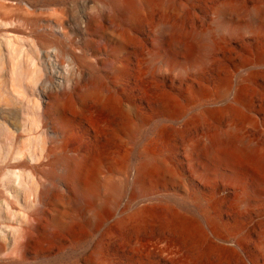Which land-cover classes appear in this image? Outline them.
I'll return each mask as SVG.
<instances>
[{"label":"rangeland","instance_id":"374dc122","mask_svg":"<svg viewBox=\"0 0 264 264\" xmlns=\"http://www.w3.org/2000/svg\"><path fill=\"white\" fill-rule=\"evenodd\" d=\"M123 1L0 0V259L264 264V0Z\"/></svg>","mask_w":264,"mask_h":264},{"label":"bare ground","instance_id":"6f19581e","mask_svg":"<svg viewBox=\"0 0 264 264\" xmlns=\"http://www.w3.org/2000/svg\"><path fill=\"white\" fill-rule=\"evenodd\" d=\"M9 3L11 4V6L12 5L13 6L14 5L15 6L17 5L18 6V9L19 10H22V12L25 11L26 14H29L30 15V14H33L34 13V10H33L32 7H35V5H32V6L26 5V6L29 7V11H30L29 12L27 9L26 10L25 9L23 10L22 7L20 6V4L17 1H9ZM116 5L120 9L121 14L122 15H126L131 10V8L133 6V2L132 1H129V0H125L123 2H117ZM3 7L6 8L5 5H3V4L0 3V8H3ZM94 23H96V20H94ZM91 26H92V24H91ZM196 48L198 50H200V46L196 45ZM193 51H195L194 48H193ZM190 52H192L191 49H190ZM91 87L92 88H95V89H99V90L103 89V88H100V87H96V84L94 86H91ZM64 98H66V95H54L52 97L53 101L56 104H58V105L61 104L63 101H65ZM227 145H233V146L236 145V146H238L240 153L243 154L244 157H247L248 159L249 158L250 159H255L257 161V164L258 165L264 167V155L258 154L257 153V150L254 147H252L250 145H247V144L241 143L239 135L234 134V135H232V136L224 139V141L222 142V146H227ZM67 177H68L69 183L70 182H73V175H72V172L71 171H69V173L67 174ZM81 191L87 192L89 190L88 189H84V190L81 189ZM54 197H55V199L60 200V201L66 199V196L62 195L60 192H56L55 195H54ZM69 228H70V226L68 225L67 226V229H69ZM34 234H35V232H31V233L29 232L28 233V235H27V245H30L32 243H35L36 245L42 247L44 245V242H45L44 238L39 239V240H36L35 237H34ZM4 248L5 247L0 243V253L2 251H4ZM18 263L19 262H17V261H6V260H3L2 258L0 259V264H18Z\"/></svg>","mask_w":264,"mask_h":264}]
</instances>
